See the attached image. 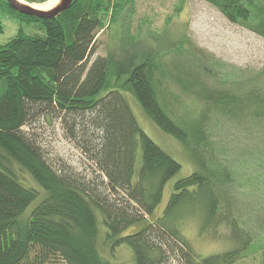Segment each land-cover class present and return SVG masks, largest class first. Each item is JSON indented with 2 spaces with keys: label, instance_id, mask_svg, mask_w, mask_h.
Here are the masks:
<instances>
[{
  "label": "trees",
  "instance_id": "16d2710c",
  "mask_svg": "<svg viewBox=\"0 0 264 264\" xmlns=\"http://www.w3.org/2000/svg\"><path fill=\"white\" fill-rule=\"evenodd\" d=\"M0 2L43 31L20 29L0 45V264H116L112 259L124 245L131 248L134 264L239 261L250 238L236 214L232 170L215 165L210 156L206 117L185 122L171 112L157 89L156 57L141 61L121 84L108 88L110 60L95 56L98 36L126 0H75L70 9L48 19ZM213 3L231 22L264 37V0ZM181 43L198 70L216 79L221 61L197 51L190 41ZM251 82L250 87L215 91L214 106L236 122L264 127V68ZM128 93L162 132L187 147L199 168L174 183L156 217L165 187L182 165L143 130ZM42 118L61 124L89 160L91 175L48 161L31 130ZM187 219L199 220L215 238L222 237L224 227L231 246H240L197 254L182 232Z\"/></svg>",
  "mask_w": 264,
  "mask_h": 264
},
{
  "label": "rangeland",
  "instance_id": "374dc122",
  "mask_svg": "<svg viewBox=\"0 0 264 264\" xmlns=\"http://www.w3.org/2000/svg\"><path fill=\"white\" fill-rule=\"evenodd\" d=\"M52 4L53 0L35 5L49 8ZM0 21L4 27L0 45L16 36L20 29L27 34L43 33L37 23H28L13 16L1 2ZM182 39L190 41L197 51L221 61L223 66L215 72L216 79L198 70L189 60L188 49L184 50ZM98 43L95 56H106L110 60L111 83L108 88L121 84L141 61L156 57L157 89L171 112L185 122L206 117L207 141L213 146L212 153L208 151L207 155L210 153L215 165H224L232 170L235 181L230 190L236 214L250 238L249 249L235 264H263L264 127L251 123L245 125L225 113L219 114L214 102L215 91H230L246 83L250 87L254 75L264 68V37L231 22L213 0H126L110 27L99 33ZM128 95L143 130L182 165L179 173L167 183L163 200L154 215L156 217L162 214L174 183L199 168L193 163L187 147L162 132L132 95ZM31 130L38 137L50 163L91 175L89 160L69 139L59 122L50 123L42 118L33 124ZM215 165L210 163L212 167ZM40 200L34 201L28 209L34 208ZM134 229H140V226ZM182 232L201 256L240 246L236 242L231 246L230 233L224 227L222 237L215 238L204 232L196 219L185 220ZM103 254L107 256L108 251L104 249ZM112 260L116 264H134L131 248L126 245L120 247Z\"/></svg>",
  "mask_w": 264,
  "mask_h": 264
},
{
  "label": "water",
  "instance_id": "95a60500",
  "mask_svg": "<svg viewBox=\"0 0 264 264\" xmlns=\"http://www.w3.org/2000/svg\"><path fill=\"white\" fill-rule=\"evenodd\" d=\"M6 1L15 11L28 16H36L41 19L57 18L61 13L70 9L75 2V0H58L49 8H41L25 0Z\"/></svg>",
  "mask_w": 264,
  "mask_h": 264
},
{
  "label": "bare ground",
  "instance_id": "6f19581e",
  "mask_svg": "<svg viewBox=\"0 0 264 264\" xmlns=\"http://www.w3.org/2000/svg\"><path fill=\"white\" fill-rule=\"evenodd\" d=\"M58 0H53V4H55ZM39 7V6H38Z\"/></svg>",
  "mask_w": 264,
  "mask_h": 264
}]
</instances>
